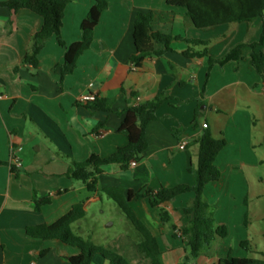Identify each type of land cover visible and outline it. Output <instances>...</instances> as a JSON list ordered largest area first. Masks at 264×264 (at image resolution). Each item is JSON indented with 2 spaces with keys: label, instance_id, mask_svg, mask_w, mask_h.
<instances>
[{
  "label": "crops",
  "instance_id": "0c3cea01",
  "mask_svg": "<svg viewBox=\"0 0 264 264\" xmlns=\"http://www.w3.org/2000/svg\"><path fill=\"white\" fill-rule=\"evenodd\" d=\"M165 1L106 0L107 8L93 30L90 47L77 58L72 74L62 79L59 66L64 49L55 37L40 50L35 68L23 62L42 19L28 10L11 13L0 8V264H68V258L80 253L76 247L30 238L25 229L51 225L76 204H81L86 213L105 195L99 190L121 188L142 193L145 188L190 185L186 168L195 166L197 147L181 149L180 144L192 141L201 129L226 141L215 160L220 178L203 190L208 212L216 226L226 228V236L216 238L195 260L188 259L186 240L175 231L187 222L181 209L190 204L191 192L163 205L175 231L160 222L157 210L147 199H131L130 207L156 238L163 264H216L228 252L236 258H247L241 247L244 241L251 253H257L248 239V207L251 195L260 198L262 194L251 193L254 181L247 170L263 163V158L255 155V147L264 144V85L249 65L251 49L243 48L237 62L213 65L206 84V59L183 57L181 53L187 47L180 41L172 42L162 57L146 58L137 69L129 57L134 53L132 25L137 12L160 13L163 21H156L152 28L162 34L212 40L208 54L218 59L235 44L259 40L264 2L262 18L251 23L222 22L195 28L185 16V9L167 6ZM93 4L94 0H69L60 29L66 46L80 40V24ZM228 4L219 0L223 11L219 16L240 14ZM252 7L249 13L255 11V4ZM261 51L264 54V46ZM167 88L171 98L159 106L156 120L146 126L147 148L134 166L126 171L118 165L103 167L95 193L87 192L80 181L66 177L71 161H82L91 154L107 157L124 146L125 137L115 132L120 122L118 113L129 105L154 99ZM122 90L137 93V97L130 98ZM87 94L112 103L107 111L90 110L79 101ZM198 106L197 129L192 130L189 127ZM180 127L184 132L178 139L172 137L170 130ZM12 150L21 162L20 168L9 164ZM256 182L262 179L256 178ZM34 196L46 197L49 203L36 212ZM139 240L131 246L116 240L114 251L133 264H149L136 251ZM90 264L108 262L95 255Z\"/></svg>",
  "mask_w": 264,
  "mask_h": 264
},
{
  "label": "trees",
  "instance_id": "16d2710c",
  "mask_svg": "<svg viewBox=\"0 0 264 264\" xmlns=\"http://www.w3.org/2000/svg\"><path fill=\"white\" fill-rule=\"evenodd\" d=\"M225 1H227V4L229 3L228 5L235 7L240 14L229 17L219 16V13L223 12L218 5L219 0H166L165 3L167 6L185 9V16L195 28L213 26L222 22L239 23L245 21L251 23L258 17L262 18L264 0ZM68 3L69 0H7L0 3V8H5L11 13H15L18 10H28L42 19L40 29L31 37L29 50L23 62L35 68L40 50L51 37H55L57 44L64 49L63 62L59 66L61 79L66 75L72 74L76 68L77 58L90 47L93 30L98 23L100 14L107 8L106 0H94L93 6L80 24V40L66 46L60 37V29L62 27L64 9ZM253 4H255L256 9L253 13H249L250 9L253 8ZM156 18L159 20H156ZM156 21H163V16L160 13L147 11L145 13L137 12L135 15L132 25L134 53L129 57V62L135 69L139 68L146 58L162 57L166 51L170 50L172 42L180 41L187 47L181 53L183 57L206 59V84L213 65L222 67L228 62H237L241 57L242 49L248 47L251 49L249 65L261 77L264 85V54L261 51L264 46V19L262 20V31L257 42L249 43L247 40L235 44L218 59H214L208 54V47L212 44V40L185 39L162 34L152 28ZM156 45L160 47H155ZM205 84L200 91V96L204 93ZM122 92L130 98L137 97V93L128 90H122ZM170 98L169 89L167 88L150 101L129 105L120 111L118 113L120 122L115 132L125 137L126 144L117 148L115 152L107 157L91 154L82 161H71L66 177L70 180L80 181L84 184L87 192L95 193L99 190L97 178L102 173L103 167L118 165L120 170L126 171L129 163L131 161L137 162L146 150V126L156 120L155 113L157 109ZM111 103V100L95 99L94 101L85 102V106L90 110L107 111ZM198 115L199 106L194 111V119L189 129H197L196 121ZM183 132L184 128H173L170 130V135L178 139ZM187 144L184 147L191 145L197 147L195 166L188 165L186 168L192 181L190 185L181 183L156 190L145 188L142 193H132L121 188L99 190L117 206L137 232L140 240L136 244V251L149 264H163L160 248L156 238L135 216L129 204L131 199L137 201L147 199L150 207L157 210L160 222L168 224L170 223V215L163 205L172 201L178 195L188 192L193 194L190 204L181 209L182 215L187 217V222L179 229L181 236L186 240L188 259L195 260L200 252L210 246L216 238H223L227 234L224 226H216L214 224L208 212V205L203 198L204 187L220 178V172L215 166V160L225 148L226 141L222 138L216 139L212 137L208 129H201L199 135ZM1 165H3V162L0 161ZM48 203L49 199L46 197L39 198L34 196L33 198V208L36 212ZM84 215L85 212L81 204H76L72 206L67 214L53 224L27 227L25 234L30 238L56 240L62 244L76 247L80 253L68 258V264H90L92 257L95 255L101 256L108 264H128L121 255L96 247L90 243L89 239L84 240L72 232V224L81 220ZM170 229L176 230L173 224H170ZM241 247L246 252L251 253L247 241L242 242ZM216 264H264V259L236 258L228 252L223 258L218 259Z\"/></svg>",
  "mask_w": 264,
  "mask_h": 264
},
{
  "label": "rangeland",
  "instance_id": "374dc122",
  "mask_svg": "<svg viewBox=\"0 0 264 264\" xmlns=\"http://www.w3.org/2000/svg\"><path fill=\"white\" fill-rule=\"evenodd\" d=\"M255 155L263 158V163L249 168L247 173L254 181L251 193L258 192L262 196L249 197L248 239L259 254L247 252V258L264 259V215H260L264 212V192L261 193L264 190V144L256 145ZM256 178H261L262 182H256ZM102 197V200L90 207L84 217L72 224L71 228L76 236L84 240L89 239L94 246L116 253L113 247L116 240H124L131 246L139 236L117 206L105 195ZM257 208L260 210L258 211ZM170 224L168 223L169 228ZM121 256L128 264H133L127 257Z\"/></svg>",
  "mask_w": 264,
  "mask_h": 264
},
{
  "label": "built area",
  "instance_id": "2783aa9c",
  "mask_svg": "<svg viewBox=\"0 0 264 264\" xmlns=\"http://www.w3.org/2000/svg\"><path fill=\"white\" fill-rule=\"evenodd\" d=\"M2 98V95L0 93V99ZM95 100V97L94 95H91V94H87V95H83L82 97H80L79 101L80 102H89V101H94ZM202 128H206V124H203L202 125ZM185 142H182L180 144V148L182 149L184 146H185ZM9 164L14 167V168H20L21 167V162L19 160V158L16 156L14 150L11 151V154H10V157H9ZM135 165V162L134 161H131L129 163V166H134ZM175 233L180 237L181 236V233L180 231H175ZM29 264H34V262H31Z\"/></svg>",
  "mask_w": 264,
  "mask_h": 264
}]
</instances>
